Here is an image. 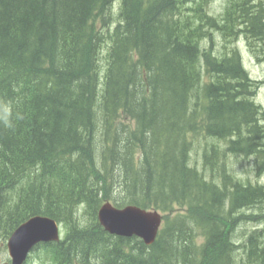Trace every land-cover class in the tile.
Returning <instances> with one entry per match:
<instances>
[{"label": "trees", "instance_id": "obj_1", "mask_svg": "<svg viewBox=\"0 0 264 264\" xmlns=\"http://www.w3.org/2000/svg\"><path fill=\"white\" fill-rule=\"evenodd\" d=\"M228 2L224 18L261 38L264 0ZM209 4L0 0L1 257L46 216L65 235L34 248L42 264H264V185L219 165L214 144L203 169L192 162L195 144L229 140L264 172L252 81L240 58L203 46L209 26L231 31ZM107 202L163 214L154 244L105 231ZM246 219L256 229L236 242Z\"/></svg>", "mask_w": 264, "mask_h": 264}, {"label": "rangeland", "instance_id": "obj_2", "mask_svg": "<svg viewBox=\"0 0 264 264\" xmlns=\"http://www.w3.org/2000/svg\"><path fill=\"white\" fill-rule=\"evenodd\" d=\"M210 2L209 4V12L213 17L215 16L217 19H220L221 17H224L223 14L228 8V0H208ZM119 4L116 3L114 6V9L112 10L115 15L119 12ZM245 27V26H244ZM222 34V33H221ZM216 34V39L213 36V42L211 41V45L213 46L214 56H223L225 57L227 55V49L231 46L230 43L232 41L228 40L231 38H239L241 35L240 30L237 29V32L230 35L226 34ZM225 35V36H224ZM248 36V37H247ZM210 37V36H209ZM208 35L204 38L207 39ZM242 41H240L237 54L241 55L240 59H242V65L244 66L249 78L251 81H258L263 84L259 85L258 90L256 91L255 95V101L259 105H261L264 109V34L261 38L259 37H253L250 34L242 35V38H240ZM262 39V40H259ZM238 40V39H237ZM209 43L204 41V48L206 49L208 47ZM254 88H250V91H254ZM228 141V140H226ZM224 141L222 143L217 144L218 153H220L221 158L217 161L220 164L224 165V169H226L229 173H233L236 177L241 179L242 182L245 184H260L264 185V172L261 174H258L253 168V165L249 163L248 160L239 158L234 156L228 151V145L229 143ZM208 145H213L212 147H215L214 140L209 139L206 141L205 139L201 141V143L195 144L196 147L192 152V162L194 165H196L199 169H203V148ZM225 144V145H223ZM220 145V146H218ZM207 147V146H206ZM225 147V148H224ZM225 151V153H223ZM224 161V162H223ZM208 177H210V172L207 173ZM246 222H243L239 225L237 232H235L234 237L235 239L240 240L243 242L248 238V236L256 229L253 222H250L248 219L245 220ZM248 226V227H247ZM249 233V234H248ZM248 235V236H247ZM61 236L64 237V230L61 228ZM241 236V237H240ZM7 256L9 260L8 252L6 251V254H4L2 257L0 256V263L3 262V257ZM7 262V261H6ZM26 264H42L40 258L38 257V253L32 254V258L27 261Z\"/></svg>", "mask_w": 264, "mask_h": 264}, {"label": "water", "instance_id": "obj_3", "mask_svg": "<svg viewBox=\"0 0 264 264\" xmlns=\"http://www.w3.org/2000/svg\"><path fill=\"white\" fill-rule=\"evenodd\" d=\"M101 226L111 235L138 237L148 246L154 244L163 223L158 211L142 209L135 205L117 208L104 204L98 213ZM60 225L46 216H35L21 224L7 242L10 262L0 264H25L32 250L39 244L59 242Z\"/></svg>", "mask_w": 264, "mask_h": 264}, {"label": "flooded vegetation", "instance_id": "obj_4", "mask_svg": "<svg viewBox=\"0 0 264 264\" xmlns=\"http://www.w3.org/2000/svg\"><path fill=\"white\" fill-rule=\"evenodd\" d=\"M216 22H217V24L218 25H220V24H223V25H225V24H227V23H230V25L231 26H229V28H231V31H230V33L229 34H227V35H230L231 36V34H233L234 32H237V29L238 30H240V32H241V35H240V37L239 38H231V39H228V40H230V41H232L231 43H230V47L227 49V57H231V56H237L238 58H240V56L241 55H239V54H237V50H238V47H239V44H240V41H242L240 38H242V35H247V34H249V31L248 30H246L247 28H245L242 24L240 25V23L238 22H235L234 20H231V19H229L228 20V18H224V17H221L220 19H217L216 18ZM243 29H242V28ZM209 29H208V33L209 34H207L208 35V38H207V42L209 43V41H210V43H209V45H208V47H207V49L209 50V52L213 55V52H214V49H213V46L211 45V41L213 42V36L215 37V39H216V34H223L224 32L225 33H228V31L229 30H227L226 28L227 27H222L221 25L218 27V26H215V24H213V26L211 27V26H209L208 27ZM222 28H225L224 30H221ZM212 29V30H211ZM248 29L250 30V29H252L251 27H248ZM224 33V34H225ZM221 34V35H222ZM210 36V37H209ZM225 36V35H224ZM248 37V36H247ZM238 39V40H237ZM235 44V45H234ZM233 52H235V53H233ZM238 52H240L239 50H238ZM229 53V54H228ZM218 58L219 57H223V56H217ZM241 62H242V59H241ZM244 67V66H243ZM261 84H263V83H261V82H258V81H252V83H250V88H254L255 90L254 91H250V88H249V91H248V93L246 94L248 97H249V99H251L253 102H254V104L259 108V110H260V113H261V116H259V119L261 120L260 121V124H261V126L263 127V131H264V109H263V107L261 106V105H259L258 103H256V101H255V98H256V96H255V93H256V91L258 90V88H259V85H261ZM263 135H264V133H263ZM229 141V140H228ZM238 156H240V158H242V157H244L243 155H238ZM237 157V156H236ZM256 158H257V156H256ZM256 158H255V156L254 155H249V158L248 159H245V160H248L249 161V163H251L252 165H253V168H255L256 167V164H255V160H256ZM242 159H244V158H242ZM256 170V169H255ZM257 172V171H256ZM252 185H254V184H252Z\"/></svg>", "mask_w": 264, "mask_h": 264}, {"label": "bare ground", "instance_id": "obj_5", "mask_svg": "<svg viewBox=\"0 0 264 264\" xmlns=\"http://www.w3.org/2000/svg\"><path fill=\"white\" fill-rule=\"evenodd\" d=\"M231 26V25H230ZM242 28V27H241ZM209 29V28H208ZM243 29V28H242ZM212 30V29H211ZM206 31V30H205ZM208 31V30H207ZM229 32V31H228ZM235 33V32H234ZM209 34V33H208ZM234 39V38H233ZM206 42V41H205ZM209 43H210V41H209ZM235 45V44H234ZM233 53H235V52H233ZM229 54V53H228ZM232 58V57H231ZM256 96V95H255ZM250 102V101H249ZM255 106V105H254ZM261 125V124H260ZM264 125V124H263ZM216 144V146H217V144H218V142L217 143H215ZM223 145H225V144H223ZM218 146H220V145H218ZM221 146H222V143H221ZM220 146V147H221ZM225 148V147H224ZM193 149V148H192ZM190 152H192V151H190ZM257 155V154H256ZM224 162V161H223ZM207 166H209V165H207ZM207 166H206V168H207ZM209 168V167H208ZM207 168V169H208ZM227 169V168H226ZM86 217V216H85ZM18 218V217H17ZM74 219V218H73ZM255 225V224H254ZM262 225H264V224H262ZM258 226V225H257ZM261 226V225H260ZM259 226V227H260ZM248 227V226H247ZM78 230V229H77ZM15 231V230H14ZM249 234V233H248ZM233 236V235H232ZM248 236V235H247ZM241 237V236H240ZM233 238H234V236H233ZM78 241V240H77ZM234 241H236V239L234 240ZM237 242V241H236ZM235 242V243H236ZM251 243V242H250ZM92 263V262H91ZM78 264H80V263H78ZM257 264V263H256Z\"/></svg>", "mask_w": 264, "mask_h": 264}]
</instances>
